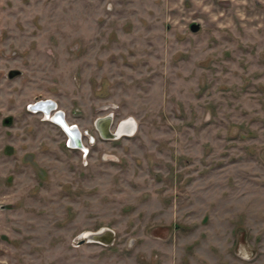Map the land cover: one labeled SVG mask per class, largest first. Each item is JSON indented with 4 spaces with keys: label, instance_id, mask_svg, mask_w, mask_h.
Returning <instances> with one entry per match:
<instances>
[{
    "label": "rangeland",
    "instance_id": "obj_1",
    "mask_svg": "<svg viewBox=\"0 0 264 264\" xmlns=\"http://www.w3.org/2000/svg\"><path fill=\"white\" fill-rule=\"evenodd\" d=\"M0 264H264V0H0Z\"/></svg>",
    "mask_w": 264,
    "mask_h": 264
},
{
    "label": "flooded vegetation",
    "instance_id": "obj_2",
    "mask_svg": "<svg viewBox=\"0 0 264 264\" xmlns=\"http://www.w3.org/2000/svg\"><path fill=\"white\" fill-rule=\"evenodd\" d=\"M11 74L14 75L15 72L13 71L11 72ZM26 109L30 113H34V114L41 113L47 121L57 125L65 134L66 147L73 149V150H79L83 155H86V156L90 153L91 148L87 146V144L85 143V140L88 141L87 143L89 142L94 143L95 141H97V139H100V138L115 140L123 136L130 137L134 135L135 133L134 131L135 122H133L131 119H124L117 125V127L112 129L113 128L112 127L113 126V116L112 115L98 117L97 119H95L94 124H93V130H94L93 134L90 133L89 130L86 133L78 124L70 123L67 120L65 111L62 110L59 107V104L53 99L35 100L34 102L29 103L26 106ZM56 119L58 121L60 120L65 121V123L69 126V128L73 130L72 132L74 134V140L65 130L63 125H61ZM108 119L110 120L109 122H107ZM126 125H129V126H127L126 130L122 131V127ZM90 139H92V141H90ZM88 145H90V143Z\"/></svg>",
    "mask_w": 264,
    "mask_h": 264
},
{
    "label": "water",
    "instance_id": "obj_3",
    "mask_svg": "<svg viewBox=\"0 0 264 264\" xmlns=\"http://www.w3.org/2000/svg\"><path fill=\"white\" fill-rule=\"evenodd\" d=\"M191 29H192V31H197V30H199V25L198 24H192L191 25ZM11 75H13V74H11ZM57 120V119H56ZM58 121V120H57ZM110 120L108 119L107 120V122H109ZM11 122V118H7V119H5V123L6 124H9ZM61 125H63L66 129V131L68 132V134L72 137V139L74 140V134H73V130L72 129H70L69 128V126L65 123V121H63V120H60V121H58ZM74 143V142H73ZM104 234H101V232H99V233H91L90 234V236H87V237H85V238H89V239H94V240H100V241H102V239L103 240H105V241H107V242H110L111 240H112V236L110 235V234H106V235H104ZM99 241V242H100Z\"/></svg>",
    "mask_w": 264,
    "mask_h": 264
},
{
    "label": "bare ground",
    "instance_id": "obj_4",
    "mask_svg": "<svg viewBox=\"0 0 264 264\" xmlns=\"http://www.w3.org/2000/svg\"><path fill=\"white\" fill-rule=\"evenodd\" d=\"M101 122H102V121H101ZM127 126H129V125L123 126V127H122V131H123V130H126V129H127ZM63 127H64V126H63ZM64 128H65V127H64ZM130 128H131V127H130ZM132 128H133V127H132ZM65 129H66V128H65ZM128 129H129V128H128ZM90 234H91V233L86 234V235H84V237L90 236Z\"/></svg>",
    "mask_w": 264,
    "mask_h": 264
}]
</instances>
